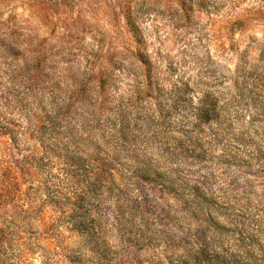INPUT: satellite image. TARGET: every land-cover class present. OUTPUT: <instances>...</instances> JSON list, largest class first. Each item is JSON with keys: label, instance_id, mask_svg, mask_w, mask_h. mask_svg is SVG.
<instances>
[{"label": "rangeland", "instance_id": "1", "mask_svg": "<svg viewBox=\"0 0 264 264\" xmlns=\"http://www.w3.org/2000/svg\"><path fill=\"white\" fill-rule=\"evenodd\" d=\"M0 264H264V0H0Z\"/></svg>", "mask_w": 264, "mask_h": 264}]
</instances>
